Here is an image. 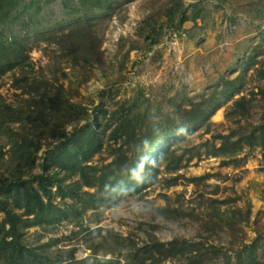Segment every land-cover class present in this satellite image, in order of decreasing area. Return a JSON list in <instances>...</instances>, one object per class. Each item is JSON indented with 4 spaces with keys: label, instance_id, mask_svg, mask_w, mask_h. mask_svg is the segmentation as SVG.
I'll return each mask as SVG.
<instances>
[{
    "label": "rangeland",
    "instance_id": "rangeland-1",
    "mask_svg": "<svg viewBox=\"0 0 264 264\" xmlns=\"http://www.w3.org/2000/svg\"><path fill=\"white\" fill-rule=\"evenodd\" d=\"M36 1L0 25V66L12 53L22 58L0 68V110L25 118L51 95L68 103V118H55L54 131L35 118H2L0 177L18 165L17 141L30 146V173L42 174L57 131L71 138L90 120L103 146L88 165L102 173L136 166L132 130L137 139L179 134L156 144L167 153L155 179L146 164L105 194L81 188L64 200L53 188L56 214L26 220L24 243L50 245L54 259L75 250L74 264H264V148L254 139L264 125V0ZM122 117L126 136L111 140L108 126ZM59 178L63 187L80 181L69 170ZM0 201L23 213L7 193ZM175 242L174 257L139 251Z\"/></svg>",
    "mask_w": 264,
    "mask_h": 264
},
{
    "label": "trees",
    "instance_id": "trees-1",
    "mask_svg": "<svg viewBox=\"0 0 264 264\" xmlns=\"http://www.w3.org/2000/svg\"><path fill=\"white\" fill-rule=\"evenodd\" d=\"M27 1L28 0H0V25L7 23L14 14L19 12V10L26 5ZM29 1L30 6L26 8L28 10L35 4H39L36 0ZM182 24L183 21L181 22V25ZM5 47V41L3 43L0 42L1 53H3ZM9 51L10 53L14 52V47H10L7 50L8 54H10ZM8 56L10 58H6V65L3 67H7L11 64L14 58V61H16L15 65H19L22 61L20 57L11 58V56H14V53ZM1 67L2 65L0 68ZM66 104L68 103L59 101V99L51 95L47 97L40 96L35 100L33 110L32 107H30L27 117L30 119L35 118L40 124L54 131L55 129L53 128L56 126L53 124V121L55 118H68V115L65 117L61 115V113L65 111L63 108ZM78 110L80 109L78 108ZM22 113V111H16L10 106H5L0 110V123L1 119L6 118L8 114L13 117L14 115L19 117L16 119L17 122H24L23 120H27L28 118L21 117ZM128 121L129 119H127V117H122L119 121L108 126L111 127V129L113 128L110 136L111 140L116 141L118 136H126L124 132H126L129 127ZM185 128H187V126L184 127V129ZM57 132L59 144L49 151L48 159L44 165V173L36 175L30 173L34 164L30 146L26 141L24 143L17 141L14 152L18 158V165L17 167H12L8 176L2 175L0 177L1 194L5 192L12 196L15 207L23 211V213L15 212L14 209L7 207L8 204L6 201H0V212L5 215L4 219L0 221V264H74L80 262L76 261L75 250L71 252L68 259L61 257L54 259L51 254L45 250V247L47 248L50 245L41 248L29 247L26 245L23 235L25 221L29 220L31 226H35L36 224H44L49 219L53 218L56 214V207L52 201V189L55 187L59 188L58 193L64 200L68 197L73 199L78 198L81 188H97L99 194H105L112 189L120 187L117 179L120 178L121 175H124L126 172L131 173L134 170H140V168L147 165H149L152 171L147 181L155 179L158 172H161L162 162L167 153L166 146L161 145L157 147L156 144L159 142L168 144L171 137L179 134L178 129L168 133H158V131L154 129L150 131L151 136L148 138L144 139V137L143 139H137L138 134L136 130H132L134 136L131 142L137 149L140 148V155L137 159L136 166H129L124 173L120 171L110 172L112 168L116 167V163H112L106 168L108 172L102 173V170L99 168L88 165L92 156L103 146L102 136L96 131L95 125L92 124V120L89 121L86 130L76 129L74 136L71 138L66 135L64 129ZM254 139L264 148V125L260 127L259 135L254 137ZM41 149L42 146L38 145L34 152L38 153ZM225 154L226 152L223 149H219L216 156H224ZM147 160L148 163H145ZM153 161H155V163H153ZM49 164L55 167V172L49 171ZM66 170L70 171L71 176L78 175L81 182L79 181L68 187H63L66 178L60 179L59 175ZM136 182V185L133 186V190L140 186V183L138 181ZM84 194L91 199L96 198L95 194L86 192ZM100 206H102L101 203L95 205V207ZM25 217L27 219H25ZM66 218H68V215H66ZM180 245L181 244L175 242L170 244V248H166L165 244L156 243L152 247L148 246L139 251L151 253L152 255H155L157 252L159 256L168 258L169 256L174 257L178 254ZM101 262H106V260H102Z\"/></svg>",
    "mask_w": 264,
    "mask_h": 264
},
{
    "label": "clouds",
    "instance_id": "clouds-1",
    "mask_svg": "<svg viewBox=\"0 0 264 264\" xmlns=\"http://www.w3.org/2000/svg\"><path fill=\"white\" fill-rule=\"evenodd\" d=\"M153 163H155V161H153Z\"/></svg>",
    "mask_w": 264,
    "mask_h": 264
}]
</instances>
